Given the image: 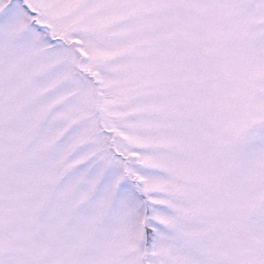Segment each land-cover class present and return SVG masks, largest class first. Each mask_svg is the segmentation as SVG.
Listing matches in <instances>:
<instances>
[{"label": "snow or ice", "instance_id": "obj_1", "mask_svg": "<svg viewBox=\"0 0 264 264\" xmlns=\"http://www.w3.org/2000/svg\"><path fill=\"white\" fill-rule=\"evenodd\" d=\"M0 264H264V0H0Z\"/></svg>", "mask_w": 264, "mask_h": 264}]
</instances>
